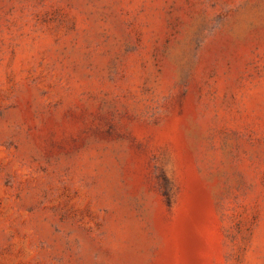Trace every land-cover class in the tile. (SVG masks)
Listing matches in <instances>:
<instances>
[{"label": "rangeland", "instance_id": "rangeland-1", "mask_svg": "<svg viewBox=\"0 0 264 264\" xmlns=\"http://www.w3.org/2000/svg\"><path fill=\"white\" fill-rule=\"evenodd\" d=\"M0 264H264V0H0Z\"/></svg>", "mask_w": 264, "mask_h": 264}]
</instances>
